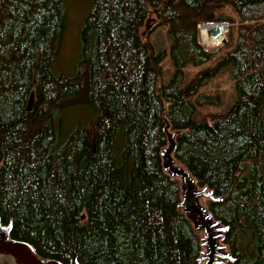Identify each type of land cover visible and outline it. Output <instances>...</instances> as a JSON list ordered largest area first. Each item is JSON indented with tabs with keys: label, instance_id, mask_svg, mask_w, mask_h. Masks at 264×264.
<instances>
[{
	"label": "trees",
	"instance_id": "trees-1",
	"mask_svg": "<svg viewBox=\"0 0 264 264\" xmlns=\"http://www.w3.org/2000/svg\"><path fill=\"white\" fill-rule=\"evenodd\" d=\"M71 1L0 0V217L12 237L63 264H199L201 235L163 168L167 119L175 159L224 197L203 203L228 228L226 264H264V0H92L78 70L55 76ZM151 17L168 51L144 39ZM219 22L230 26L215 59L198 27ZM167 57L173 73L159 86ZM213 61L187 80L188 67ZM227 67L237 98L200 117L221 101L202 87ZM77 105L94 129L61 141V115Z\"/></svg>",
	"mask_w": 264,
	"mask_h": 264
},
{
	"label": "rangeland",
	"instance_id": "rangeland-1",
	"mask_svg": "<svg viewBox=\"0 0 264 264\" xmlns=\"http://www.w3.org/2000/svg\"><path fill=\"white\" fill-rule=\"evenodd\" d=\"M92 0H74L67 4L66 14V30L64 38L60 44L59 52L51 65V72L55 76L61 74L74 76L78 70V65L81 60V30L86 18L88 9ZM220 15L233 19L235 24L234 28L238 25L237 16L231 11L229 7L225 8ZM147 22V27L143 30L142 34L146 41L151 43L155 51H168L171 46V40L167 32V28L159 26L154 18H150ZM227 25V32L229 31V23L219 22ZM200 27V26H199ZM198 27V41L207 50L215 54V59H218L225 53L223 46L228 42L226 38L225 43L217 46H212L204 41L201 28ZM214 59V60H215ZM211 62L201 67H188L187 80L191 79L198 71L209 65H214ZM162 74L159 80V86L167 84L173 73V66L169 57L164 58L161 62ZM200 95H213L220 98L219 104L207 105L198 109L200 117L209 114H219L228 111L238 94L236 93L235 80L232 77V68L227 67L223 69L219 75L214 78L210 84L202 87ZM33 100V97L32 99ZM63 122L61 130V141H65L68 137L78 128L83 127L93 130L96 120V115L91 112L90 108L84 105H77L66 109L62 115ZM119 140L117 141L116 154L120 152L121 146Z\"/></svg>",
	"mask_w": 264,
	"mask_h": 264
},
{
	"label": "water",
	"instance_id": "water-1",
	"mask_svg": "<svg viewBox=\"0 0 264 264\" xmlns=\"http://www.w3.org/2000/svg\"><path fill=\"white\" fill-rule=\"evenodd\" d=\"M215 25L214 29H208V36L216 40L223 34V23H210L201 25L206 28ZM226 42V38L223 43ZM165 134L168 147L162 152L164 171L172 178L180 180L181 203L180 208L184 215L192 223L195 231L201 235L200 242L203 251L199 258V264H226L234 258L229 248L223 244V239L228 228L219 220L203 203L204 200L213 202L222 201L224 197H216L207 187L200 189L188 169L182 166L174 157L177 149L176 136L178 132H170V124L164 119ZM0 264H63L58 260H46L41 257L35 248L28 242L12 237V225L3 224L0 217ZM78 264V263H77Z\"/></svg>",
	"mask_w": 264,
	"mask_h": 264
},
{
	"label": "bare ground",
	"instance_id": "bare-ground-1",
	"mask_svg": "<svg viewBox=\"0 0 264 264\" xmlns=\"http://www.w3.org/2000/svg\"><path fill=\"white\" fill-rule=\"evenodd\" d=\"M215 27H216L215 25H210V26H208L206 28H204V27L201 28L202 35L204 37V41L209 43L212 46L220 45L223 42V40L225 39V36H226V27L224 25H222L221 27H222L223 34H222V36L220 38L214 40L211 37H209L207 30L208 29H214Z\"/></svg>",
	"mask_w": 264,
	"mask_h": 264
},
{
	"label": "built area",
	"instance_id": "built-area-1",
	"mask_svg": "<svg viewBox=\"0 0 264 264\" xmlns=\"http://www.w3.org/2000/svg\"><path fill=\"white\" fill-rule=\"evenodd\" d=\"M226 32H227V30H226Z\"/></svg>",
	"mask_w": 264,
	"mask_h": 264
}]
</instances>
